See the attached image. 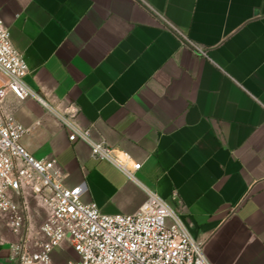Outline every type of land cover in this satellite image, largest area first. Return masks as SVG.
Wrapping results in <instances>:
<instances>
[{"label": "crops", "instance_id": "0c3cea01", "mask_svg": "<svg viewBox=\"0 0 264 264\" xmlns=\"http://www.w3.org/2000/svg\"><path fill=\"white\" fill-rule=\"evenodd\" d=\"M0 20L45 102L5 98L28 152L104 214H133L153 192L210 264H264V0H0ZM69 109L141 167L128 175L70 142L55 116ZM27 200L35 230L48 212ZM17 239L0 219V264H18ZM74 257L64 246L52 261Z\"/></svg>", "mask_w": 264, "mask_h": 264}, {"label": "built area", "instance_id": "2783aa9c", "mask_svg": "<svg viewBox=\"0 0 264 264\" xmlns=\"http://www.w3.org/2000/svg\"><path fill=\"white\" fill-rule=\"evenodd\" d=\"M177 35L195 53L206 56L182 34ZM28 73L22 52L0 20V219L18 236L11 244V259L18 264H54L52 254L66 246L75 255L67 264H210L183 212L157 194L149 192L133 214H104L96 204L83 202V185L65 186L54 159H37L24 148L21 140L27 129L7 112L4 102L12 95L18 101L33 98L45 105L23 83ZM55 116L68 130L70 142L89 146L92 159L107 161L128 175L141 167L127 156L116 157L105 140L93 139L92 128L80 129L75 124L77 110ZM27 192L48 212L35 230L30 227Z\"/></svg>", "mask_w": 264, "mask_h": 264}, {"label": "bare ground", "instance_id": "6f19581e", "mask_svg": "<svg viewBox=\"0 0 264 264\" xmlns=\"http://www.w3.org/2000/svg\"><path fill=\"white\" fill-rule=\"evenodd\" d=\"M121 159H123V158L121 157Z\"/></svg>", "mask_w": 264, "mask_h": 264}]
</instances>
